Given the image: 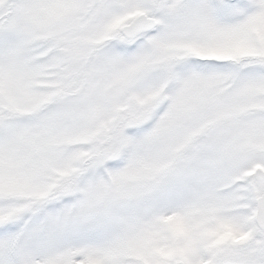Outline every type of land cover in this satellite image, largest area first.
<instances>
[{
    "label": "snow or ice",
    "instance_id": "snow-or-ice-1",
    "mask_svg": "<svg viewBox=\"0 0 264 264\" xmlns=\"http://www.w3.org/2000/svg\"><path fill=\"white\" fill-rule=\"evenodd\" d=\"M0 264H264V0H0Z\"/></svg>",
    "mask_w": 264,
    "mask_h": 264
}]
</instances>
